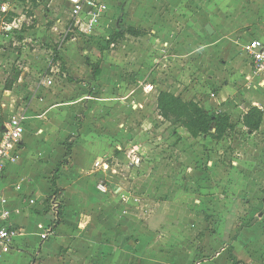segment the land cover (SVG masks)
Returning a JSON list of instances; mask_svg holds the SVG:
<instances>
[{"label":"rangeland","instance_id":"1","mask_svg":"<svg viewBox=\"0 0 264 264\" xmlns=\"http://www.w3.org/2000/svg\"><path fill=\"white\" fill-rule=\"evenodd\" d=\"M98 2L109 10L102 14L103 24L86 34L83 25L72 27L68 0H0V10L17 15L0 36V122L5 125L19 115L33 98L57 95L66 104L80 96L85 101L91 94L98 96L94 110L100 115L105 108L112 118L116 133L109 143L121 148L115 156L123 161L116 162V170L126 190L132 191L135 177L145 175L147 168L155 172L153 178L159 174L153 183L156 191L139 192L131 202L142 214L140 226L127 232L128 243L133 246L135 237L146 242L142 258L132 264H228L231 249L243 261L264 264V121L260 131L250 134L241 124V112L231 113L235 130L216 141L193 138L171 126L155 107L159 93L169 91L202 103L227 80L225 74L218 77L216 68L233 73L242 85L245 67L252 72L245 52L256 39L250 30L264 32V0ZM208 24L219 33L209 35ZM122 29L125 38L109 45ZM91 65L105 68L109 87L86 86L95 79ZM14 68L26 80L4 96ZM45 80L53 85L43 87ZM256 89L264 107V75ZM228 110L223 105L208 109L213 114ZM76 115V122L85 121L84 112ZM100 125H90L99 138L106 135V126ZM135 147L144 156L139 163L126 164Z\"/></svg>","mask_w":264,"mask_h":264},{"label":"crops","instance_id":"2","mask_svg":"<svg viewBox=\"0 0 264 264\" xmlns=\"http://www.w3.org/2000/svg\"><path fill=\"white\" fill-rule=\"evenodd\" d=\"M108 10L109 7L105 14ZM103 16L99 21L101 25L104 22ZM186 19L187 17L182 15L180 21L184 22ZM11 24L3 26L0 36L5 29L11 28ZM213 29L214 35H217V26L214 25ZM250 34L255 35V40L264 41L261 40L264 38V32L259 31L257 27H253ZM207 67L204 72H208ZM238 67L241 66L237 65L236 70ZM245 69L247 76L240 79L242 85L236 81L233 73L228 75L223 69H214L219 78L222 79L224 74L228 77L213 95L202 101L201 104L206 110L209 106L223 105L229 108L226 113L236 115L240 111L242 116L251 106H257L264 111V107L259 104L262 98L256 89L260 76L264 74L255 73L252 67V72L246 67ZM100 70V75L89 81L86 86L95 90L99 89L100 85L109 87L111 83L105 76V68L100 66ZM21 76L20 83L25 82L26 78ZM211 76L209 77L212 78ZM9 79L10 77L5 84ZM27 81L30 82L29 79ZM47 81L49 80H45ZM45 82L43 87L53 85L48 86ZM9 93L11 91L4 89V96ZM87 98L88 101H85L80 96L70 103L60 104L62 98L52 95L30 99L26 106L20 108L18 114H23L26 119L25 130L18 159L6 164L1 181V195L6 204L0 203V214L2 211H10V217L5 224L16 234L11 251H0V264H132L142 258L145 240L135 237L136 243L131 246L127 239V232H134L137 224H141L142 211L131 202L139 196V192L143 194L156 191L157 187L153 186V183L160 180L159 174L153 178L155 172L147 168L145 175H137L136 180L134 179L131 192L135 193L126 190L128 187L123 184V179L121 175H117L116 170L119 166L116 162L123 161L121 156H115L121 148L109 143L111 134L116 133L114 127H110L112 118L107 115L105 108L100 115H96L92 102L99 98L98 96L91 94ZM155 107L157 109L156 102ZM38 111L40 114H37ZM77 112H84L85 121L76 122ZM93 122L106 126V135L101 138L96 136L90 126ZM3 126L5 127L6 123H3ZM152 133L151 131L150 134ZM68 140L74 145L70 166L62 169L57 182L59 187L65 189L64 223L54 233H50L54 213H46L45 200L54 193L52 175L66 153L64 143ZM131 152L133 153L127 158L128 163H125L133 165L137 160L139 163L144 156L139 147H135ZM112 171L115 174H112ZM173 176L172 173L167 180H171ZM99 181L105 185L106 192L96 189ZM146 185L147 187H143ZM160 188V192L170 195V190ZM128 228L132 231H128ZM233 254L241 264H251L239 259L235 251ZM227 262L233 264L229 256Z\"/></svg>","mask_w":264,"mask_h":264},{"label":"trees","instance_id":"3","mask_svg":"<svg viewBox=\"0 0 264 264\" xmlns=\"http://www.w3.org/2000/svg\"><path fill=\"white\" fill-rule=\"evenodd\" d=\"M16 18L17 15L11 11L6 13L0 11V34L2 32L3 26L5 24H11ZM128 32L130 34L136 35L135 33H132L133 31H131V29L128 30ZM124 38L125 32L122 29L111 36L108 44L111 45L115 43L116 40H121ZM55 51L56 54H58L57 50ZM91 67L92 74L94 78H96L101 73L100 67L99 65H91ZM21 74V71H18L14 68L10 79L4 86V89L6 91H12L14 85L20 79ZM156 104L157 113L165 122H168L173 127L186 130L193 138L209 136L213 140L221 141L236 128V125L231 120L230 114L224 112L213 114L206 110L201 105V103L194 100L185 101L182 99V97L176 96L170 92L159 93L156 99ZM263 121L264 111L257 106H251L248 112L241 117L242 126L250 134L260 131ZM2 126L3 122H0V131ZM73 146V143H71L69 140L64 143L66 153L52 175L51 184L54 189V193L45 200L46 213H54V220L49 229L50 233H54L64 223L65 202L63 198L65 189L59 187L57 182L62 169L70 166ZM254 224V222L250 223L243 228H250ZM231 250L232 253H229L230 261L233 264H241L233 254V249Z\"/></svg>","mask_w":264,"mask_h":264},{"label":"built area","instance_id":"4","mask_svg":"<svg viewBox=\"0 0 264 264\" xmlns=\"http://www.w3.org/2000/svg\"><path fill=\"white\" fill-rule=\"evenodd\" d=\"M71 5L73 26L83 25V31L86 34L93 33L100 24L102 14H105L107 5L96 0H68ZM74 31V30H73ZM245 52L249 55L253 70L257 74H264V41L253 40L245 47ZM51 86V80L45 82ZM25 116L23 114L12 117L5 126L0 135V203L6 204V200L1 195V181L5 174L6 164L10 161L18 159L20 150V142L24 134ZM99 190L106 192L103 184L99 185ZM10 217V211H2L0 219V251L10 252L13 239L15 237L14 230L8 228L5 222ZM0 221V222H1ZM45 238V236H44Z\"/></svg>","mask_w":264,"mask_h":264},{"label":"water","instance_id":"5","mask_svg":"<svg viewBox=\"0 0 264 264\" xmlns=\"http://www.w3.org/2000/svg\"><path fill=\"white\" fill-rule=\"evenodd\" d=\"M205 30L207 31V33L209 35H213L214 34V29H213V27L210 24L206 25ZM4 129H5V127L3 126L2 130H4Z\"/></svg>","mask_w":264,"mask_h":264}]
</instances>
